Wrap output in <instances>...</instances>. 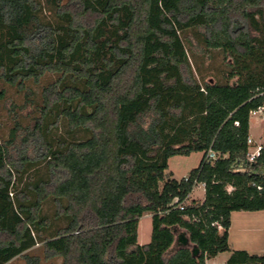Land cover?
I'll return each mask as SVG.
<instances>
[{
  "label": "trees",
  "instance_id": "1",
  "mask_svg": "<svg viewBox=\"0 0 264 264\" xmlns=\"http://www.w3.org/2000/svg\"><path fill=\"white\" fill-rule=\"evenodd\" d=\"M192 38L229 56L224 82L190 60ZM47 72L59 76L20 146L15 128L0 139V264H206L224 251L227 264H264L228 239L232 211L264 209V147L247 159L264 106V0H0V79L23 89ZM194 151L187 177L167 175L171 156ZM199 182L204 201L174 208Z\"/></svg>",
  "mask_w": 264,
  "mask_h": 264
},
{
  "label": "rangeland",
  "instance_id": "2",
  "mask_svg": "<svg viewBox=\"0 0 264 264\" xmlns=\"http://www.w3.org/2000/svg\"><path fill=\"white\" fill-rule=\"evenodd\" d=\"M185 43L187 47L191 45L187 41ZM189 55L191 61L196 58L201 64L207 80H219L221 82L226 80L223 75L230 70L228 63L231 60L228 58L229 56L226 58L220 49H214L210 52V50H205L202 46L198 45L196 40L193 39V52L189 50ZM58 76L56 73L47 72L38 82H35L33 79H27L24 82L23 89H19L17 86L10 85L0 79V90H4V96L0 99V139L8 140L12 130L15 128L14 142L10 145L12 151H15L20 146L21 138L27 131L26 128H32L34 125V117L40 114L37 106L42 101L43 87L55 81ZM251 124L252 134L250 136L257 144L261 143L264 145V110L251 115ZM59 125V128L53 127L52 129V133L56 136L65 133L64 122L61 121ZM201 157L202 153L199 151H194L189 155H175L171 157L169 159L167 175H170V172L173 171L172 177L177 179L182 178L199 165ZM32 173L35 175L42 174L44 173V168L38 167ZM203 193V186L198 185L193 193V197H200ZM190 203L191 201L188 202L185 200L186 205ZM54 207V202L50 199L44 203V212L52 215L54 213ZM138 228L141 237L140 241L146 239V242H149L152 232L151 218L147 215L141 217ZM178 230L180 229L177 228L176 231L178 232ZM52 245L60 247V239L53 240ZM189 246L192 247L193 245L190 243ZM175 249L176 245L173 246L171 252ZM29 252L31 254H42V248L39 244ZM61 260V257H57L49 261L43 260L41 264H60ZM12 264H25V260L18 257L12 261Z\"/></svg>",
  "mask_w": 264,
  "mask_h": 264
},
{
  "label": "crops",
  "instance_id": "3",
  "mask_svg": "<svg viewBox=\"0 0 264 264\" xmlns=\"http://www.w3.org/2000/svg\"><path fill=\"white\" fill-rule=\"evenodd\" d=\"M251 125L252 124H251V117H250V134H252ZM199 152L202 153V157H203L204 152L203 151H199ZM168 164H169V160H168ZM172 174H173V171L170 172L171 176ZM198 185L203 186L204 193L200 197H193V193L197 189ZM205 192H206L205 183L199 182L194 186L193 190L188 195L186 201L192 202L193 200H196L197 202H202L205 199ZM144 215L149 216L152 222L151 212H147ZM139 224H140V220H139ZM179 229L180 230H178V232L183 231L182 228H179ZM151 237H152V232H151ZM140 239L141 237H140L139 228H138V242L140 244L148 243L146 242L147 241L146 239H143V241H140ZM228 239H229L230 247L233 250L241 249V250H246L252 254H263L264 253V209L232 211L231 212V225L229 228ZM175 245L177 248L178 245L176 244V242L173 246ZM230 255H231V251L219 252L215 256L208 258L206 260V264H227V261Z\"/></svg>",
  "mask_w": 264,
  "mask_h": 264
},
{
  "label": "built area",
  "instance_id": "4",
  "mask_svg": "<svg viewBox=\"0 0 264 264\" xmlns=\"http://www.w3.org/2000/svg\"><path fill=\"white\" fill-rule=\"evenodd\" d=\"M262 110H264V106H260L259 108L252 110L251 115L256 114ZM235 123L238 124L237 121ZM248 145H249V147H248V152H247V159L250 162L256 161V159L259 157L264 145L261 143L257 144L251 136L248 138ZM207 157L209 159H216L219 157V153H217L213 149H209ZM185 177H187V175ZM226 188H227L228 192H232V190L234 189V187L232 185H227ZM174 203L176 204V205H174V208L184 209V207L186 206L185 200L179 201L178 198H176L172 204H174ZM219 227L221 228V225H219Z\"/></svg>",
  "mask_w": 264,
  "mask_h": 264
}]
</instances>
